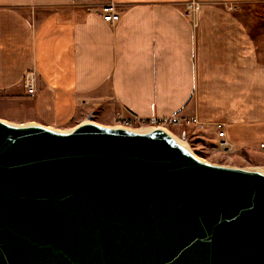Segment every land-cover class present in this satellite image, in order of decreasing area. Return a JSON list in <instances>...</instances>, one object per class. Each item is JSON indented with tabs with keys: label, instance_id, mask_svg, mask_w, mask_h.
I'll return each mask as SVG.
<instances>
[{
	"label": "water",
	"instance_id": "obj_1",
	"mask_svg": "<svg viewBox=\"0 0 264 264\" xmlns=\"http://www.w3.org/2000/svg\"><path fill=\"white\" fill-rule=\"evenodd\" d=\"M0 120V264H264V171L163 128Z\"/></svg>",
	"mask_w": 264,
	"mask_h": 264
},
{
	"label": "crops",
	"instance_id": "obj_2",
	"mask_svg": "<svg viewBox=\"0 0 264 264\" xmlns=\"http://www.w3.org/2000/svg\"><path fill=\"white\" fill-rule=\"evenodd\" d=\"M190 1L0 0V94L28 116L8 123L55 129L92 112L197 117L188 127L214 142V123L225 124L229 156L264 153V61L240 15L264 0H195L194 20L184 16ZM108 6L120 21L103 20Z\"/></svg>",
	"mask_w": 264,
	"mask_h": 264
},
{
	"label": "rangeland",
	"instance_id": "obj_3",
	"mask_svg": "<svg viewBox=\"0 0 264 264\" xmlns=\"http://www.w3.org/2000/svg\"><path fill=\"white\" fill-rule=\"evenodd\" d=\"M244 11L241 12V17L245 20L249 25V30L254 36L256 46L258 48V53L260 55V59L264 61V4H257L254 6H244ZM10 100L6 94H0V120L5 121H17L24 118H28V116L16 115V108L12 107L10 104ZM117 113L113 117L102 116L100 113H91L92 118L91 121L99 124H103L107 127H115V128H124L117 121ZM88 119V117H87ZM87 121V120H86ZM18 123V122H16ZM26 124V123H25ZM79 125V124H78ZM76 124H70L65 127L55 128L60 131H70ZM122 126V127H121ZM192 126V125H190ZM158 124H154L151 121L143 124L139 121L133 122V124L128 125L125 129L129 130H152L159 128ZM148 130V131H149ZM166 130L170 132L173 136L179 138L183 141L186 146L195 153L201 159L217 165H224L229 167H238L244 169H257L264 171V153H261L259 156H246L245 153L240 156H229L228 153H224L223 151L217 150L216 144L213 141L214 136L210 133H201L194 135L193 131L187 126L185 127H166ZM204 132V131H203ZM201 144V145H200ZM203 145V146H202ZM231 155V154H230ZM261 158V159H259Z\"/></svg>",
	"mask_w": 264,
	"mask_h": 264
},
{
	"label": "built area",
	"instance_id": "obj_4",
	"mask_svg": "<svg viewBox=\"0 0 264 264\" xmlns=\"http://www.w3.org/2000/svg\"><path fill=\"white\" fill-rule=\"evenodd\" d=\"M201 10V5L195 0H192L185 5L184 16L188 19L194 20L198 17V14ZM103 20L108 23L118 22L120 21V14L116 11L114 6L105 7L103 10ZM24 87L27 89L28 94H33L35 92V76L34 73H29L26 75L24 79ZM117 121L119 124L124 126V128L128 125L133 124V122L139 121L143 124L151 121L154 124H158L160 127L166 130V127H187L190 125H199V121L197 117L194 118H186L183 116H173L171 118L166 119H151V120H142L136 116H127L123 112L117 113ZM121 126V127H122ZM215 130L217 132L216 136V148L217 150L223 151L224 153H230L234 150V146L232 142L229 140L225 124L223 122L214 123ZM261 148H264V145H261Z\"/></svg>",
	"mask_w": 264,
	"mask_h": 264
},
{
	"label": "bare ground",
	"instance_id": "obj_5",
	"mask_svg": "<svg viewBox=\"0 0 264 264\" xmlns=\"http://www.w3.org/2000/svg\"><path fill=\"white\" fill-rule=\"evenodd\" d=\"M48 128H49V127H48ZM50 129H52V128H50ZM53 130H54V129H53ZM148 130H149V129H148ZM148 130H144V131H141V130H134V131L144 133V132H148ZM152 130H153V129H152ZM149 131H151V130H149ZM174 138H175L179 143H181L182 145L186 146V144H185L183 141H181L179 138H177V137H175V136H174Z\"/></svg>",
	"mask_w": 264,
	"mask_h": 264
}]
</instances>
